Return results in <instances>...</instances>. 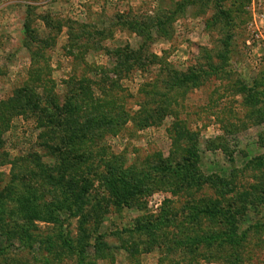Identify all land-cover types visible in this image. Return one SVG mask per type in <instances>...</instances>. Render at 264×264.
Returning a JSON list of instances; mask_svg holds the SVG:
<instances>
[{"label": "rangeland", "instance_id": "374dc122", "mask_svg": "<svg viewBox=\"0 0 264 264\" xmlns=\"http://www.w3.org/2000/svg\"><path fill=\"white\" fill-rule=\"evenodd\" d=\"M259 33L264 35V0H0V113L8 107L15 111L6 125L0 121V189L12 178L21 190L40 188L41 181L26 184L22 177L55 164L60 154L53 157L50 145L76 121L63 114L74 112L67 102L90 113L101 99L107 120L92 126L94 138L73 141V172L80 174L93 162L89 168L100 175L108 163L145 177L144 194L129 205L110 206L98 233L80 232L75 216L63 215L62 227L53 220L39 222L33 249L0 237V264H233L228 250L216 248L217 260L211 261L183 257L175 243L146 251L142 242L149 234L135 231L137 224L145 229L161 217L166 222L157 223L175 242L173 216L179 212L184 232L179 238L190 243L195 237L198 221L192 225L188 212H181L189 195L178 197L174 185L183 175L192 179L183 157L193 142L175 139V124L190 130L199 170L215 181L204 186V196L223 202L201 218L200 227L222 231L236 220L245 241L239 264H264V42ZM127 56L135 64L132 70L120 67ZM145 102L152 111L166 103L167 115H153V124H147L139 115ZM51 113L60 114L55 122L63 130L50 135ZM162 162L173 164L178 178L170 173L162 184ZM95 184L103 195L99 179ZM42 187L46 194L52 190L47 183ZM233 201L235 210L229 206Z\"/></svg>", "mask_w": 264, "mask_h": 264}, {"label": "trees", "instance_id": "16d2710c", "mask_svg": "<svg viewBox=\"0 0 264 264\" xmlns=\"http://www.w3.org/2000/svg\"><path fill=\"white\" fill-rule=\"evenodd\" d=\"M119 54L120 53H118V55ZM134 55L136 54L133 53V56ZM127 61L128 62H125L123 66H120L121 69H134L135 64H129V57L127 58ZM173 74L175 75V73ZM110 91L109 87L106 86V96L109 100L113 101L114 98L111 99L110 97L112 94H109ZM144 94L148 96L147 91H144ZM23 99H26L24 101L25 104L30 102L26 96ZM101 101L102 102H99L101 103L100 107L98 108V106H94V109L90 113H87L88 111L85 110H78L67 102V106L71 107V110L73 109L74 112L71 114L69 110L66 109V111L63 110V114L70 117L71 121L75 119L76 121L73 126L70 123V128H64V130L63 128H60L63 125H56L57 123L55 122V119L60 117V114L51 113V126L50 133L48 134H55L58 130L63 131L60 133L58 139H56L59 141L56 144L50 145V149L53 153V157L58 154L60 155L55 158L56 162L54 165H40L38 173L31 171L28 175L22 177V182L27 184L35 180V185H37L38 181H41L42 186L47 183L51 186L52 190H49L48 194H46V191L42 186L40 188L38 186H33L31 189L32 191L21 190L20 186L16 188L14 178H12L13 183L9 186H5L6 188L4 189H0L1 238L9 239L12 242L15 241L14 239L16 238V241L20 242L23 246L33 249L32 233L38 228L37 223L46 220H53L62 227L63 222L61 217L63 215L79 218V230L83 234L87 233L88 230L92 232L93 229L97 232L98 229H100L101 224L105 221L110 206L113 204H117L119 207L129 205L132 198L134 199L135 197L144 194V191L143 189H140V186H142L141 183L144 182L145 177L142 178L143 176H141L140 173H138V177H136L137 172L133 173V175L130 174L129 176V173L132 170L128 172V170L113 167L111 164L106 163L107 171L98 175L96 171L91 170L94 167L92 162L89 166L91 169L87 165L86 169L80 174L73 172L74 168L70 156L73 150V141L78 142L85 141L88 138H94L89 135V131L91 132L93 129L92 126H98L107 120V116L104 113L105 107H103L105 106L104 103L106 100L101 99ZM146 105V102L140 105L141 109L139 112L141 113L139 115L145 120H148V122H146L147 124H153L151 121L153 115L156 116L160 114L164 117L168 113V105L166 103L160 104L159 111L145 109ZM7 109H9V107ZM7 109L5 110L7 111ZM20 110L24 111L26 108L20 107ZM6 111L5 113H0V121L2 123L5 122V125L7 124V119L9 120V115L15 112L13 108L9 109L7 112ZM76 114H82L83 116L79 117V115ZM79 119H81L80 123ZM40 122H42V119ZM46 128H49V126ZM191 135L192 133L186 126L175 124V139L178 141L186 140L189 141V143L193 142V144L188 146L186 155L183 157V160L186 162L185 167H188V171L193 173L192 179L183 175L178 181L174 182V185L175 194H177L178 197L185 194L189 195L183 204L181 212L182 214H185L186 211L188 212V220L192 225L198 221L195 225L197 229L195 231V237L190 240V243L182 241L184 239L183 237L179 238L178 235H183L184 233L182 225L179 223L180 220L178 219L180 215L179 212H175V215L173 216L175 218V222H173V225L175 226V242L171 240L174 237L168 238L172 234L166 233L165 225L157 223V221H161V223L166 222V219H161V217H155L154 219H156V221H153V223L151 222L150 224L147 223L148 227L145 226V229L141 224H137L135 231L138 232L139 230H145L149 234L147 235L149 237L142 242L146 248L145 250L149 252L153 250L162 251V249L167 246V243H175V252H180V255L183 254V257H185L186 254H190L196 260L201 258L202 260L211 261L217 260L214 254L212 255L213 249L216 248L221 252L228 250L230 252L229 258L232 259L233 264H239L243 260L244 254L241 250L245 248V241L238 235L237 227L235 225L236 220L232 221V225L227 226L222 231L221 228L218 230L209 229L206 231L200 227L204 222L200 221L201 218L203 220V217L207 218L209 214L213 215L214 207L220 210L223 207V202L219 200L215 201L213 199L210 201L204 196L206 193L204 191V186L210 184L211 181L212 185L215 181L211 180L213 178L207 177L199 170L198 164L200 157L198 156L197 145L194 144L196 141L191 140ZM52 138L55 140L54 135ZM62 143H64V145L67 144L68 147H63L64 145L61 146L60 144ZM72 155H76V153H72ZM79 156L81 159L85 157L83 153H80ZM162 165L164 170L162 184L167 182L170 173L174 178H178L175 175V167L173 164L169 165L166 162H162ZM133 178L136 179L137 182H134ZM96 179H99L101 186L103 187V195L98 192V189L95 186ZM57 192H60V195H58ZM197 194L200 196L202 195L201 197H203V199H197ZM223 198L225 199L224 196ZM236 201H233L229 206L234 208L237 204ZM229 211L232 214L234 213L231 210ZM135 231L132 230L129 232ZM100 237V234L97 235L99 241ZM94 246L96 247V244H94ZM204 250L208 252V255H202ZM99 255L101 256V253H99Z\"/></svg>", "mask_w": 264, "mask_h": 264}, {"label": "built area", "instance_id": "2783aa9c", "mask_svg": "<svg viewBox=\"0 0 264 264\" xmlns=\"http://www.w3.org/2000/svg\"><path fill=\"white\" fill-rule=\"evenodd\" d=\"M257 38H261L262 41L264 42V35L262 33L257 34Z\"/></svg>", "mask_w": 264, "mask_h": 264}]
</instances>
